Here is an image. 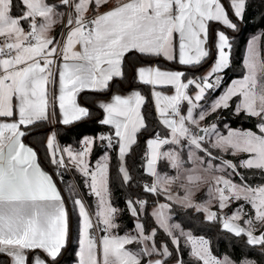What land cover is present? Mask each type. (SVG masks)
Segmentation results:
<instances>
[{"label": "snow or ice", "instance_id": "obj_1", "mask_svg": "<svg viewBox=\"0 0 264 264\" xmlns=\"http://www.w3.org/2000/svg\"><path fill=\"white\" fill-rule=\"evenodd\" d=\"M108 3L0 0V257H7V264H60L69 239V205L52 175L41 167L37 152L23 143L29 134L25 129L49 123L57 105L63 125L87 120L90 109L77 102V95L85 90L106 92L114 79L123 80L125 57L136 52L154 58L147 66H133L132 78L151 87L157 125L165 134L154 130L145 141L144 174L151 182L142 179L139 187L157 199L150 211L140 195L125 200L133 218L131 230L123 235L116 231L121 210L113 205L108 186L109 155L106 152L94 168L89 157L98 142L109 149L115 144L117 171L124 184L131 185L125 158L138 135L148 129L142 111L147 97L132 89L98 102L104 113L98 123L112 131L84 136L78 148L61 147L51 129L45 141L48 162L57 169L54 174L63 182L59 170L69 171L71 166L85 178L87 195L95 198L90 211L76 186H68L70 206L78 218V264H185L182 238L197 264H256L248 256L234 260L213 255L208 239L194 237L171 215L173 204L204 213L206 221L246 237V245L264 255V185L249 184L241 171L264 172V58L256 47L259 37L248 43L243 77L205 99L221 87L220 74L230 67L232 42L226 30L235 31L243 22L248 0H227V6L223 0H116L101 12ZM213 23L226 30L212 28ZM57 26L60 31L53 36ZM77 45L82 50H76ZM210 56V69L199 76L162 69L156 63L163 58L196 68ZM56 75L59 93L50 99L48 88ZM157 87L174 91L169 95ZM236 97L240 99L233 114L243 112L255 119L256 131L224 124L225 134L219 117L205 123L233 107ZM161 161L172 174L158 170ZM201 190L204 196L197 200ZM232 204L236 208L225 213ZM245 204L251 212L245 211ZM145 215L155 227L146 228ZM93 231L105 233L101 244ZM160 232L166 240H157ZM131 244L139 248L133 251L127 247Z\"/></svg>", "mask_w": 264, "mask_h": 264}, {"label": "trees", "instance_id": "obj_2", "mask_svg": "<svg viewBox=\"0 0 264 264\" xmlns=\"http://www.w3.org/2000/svg\"><path fill=\"white\" fill-rule=\"evenodd\" d=\"M223 1L227 6V0ZM215 27L216 24H214V27L212 26V28ZM227 31H230V29H227ZM260 31V49L262 58H264V0H248L247 10L243 22L238 23L236 34L229 33V37L232 42L230 67L221 73L223 78L221 87L215 92H208V95L218 94L233 78L244 75V53L248 39L251 34ZM211 44L212 40H209V45L211 46ZM153 59L154 58L152 57L140 56L136 52L128 54L124 61L125 77L123 80L114 79L109 84V88L106 92H96L92 90L80 92V101L83 102L91 112V116L87 120H81L69 125H63L56 121L57 137L59 141L64 145L78 146L80 140L84 136H95L98 133H108L112 131L111 126H102L98 123V120L103 118V111L97 106L98 104L96 103V99L109 95L114 89L127 90L130 88L139 89V91L147 97V101L142 110L148 124V129L138 135V142L132 147L131 152L125 158L127 169L132 176V183L130 186L124 184L120 173L117 171V146L113 144V146L109 149V186L111 190V199L113 205L121 210V214L118 217V223L121 227L117 230L118 233H123L126 230H131L133 228V218L129 215V212L125 208V200L129 196V191H133L134 186L137 184L139 185L141 180L146 177L144 174L146 163L145 141L154 130L161 131L162 135L165 134L164 131L157 125V114L154 107L153 96L151 95V87L140 84L132 78L133 66H137L138 64L144 62L152 63ZM212 62L213 60L210 56L201 64L204 65L202 66V70ZM161 63L167 66H177L182 68L189 77L192 75L191 72L196 69L188 66L177 65L176 62L161 60ZM201 65L198 67H201ZM237 101L238 98H234L231 102L233 107L214 114L209 117V120L206 121V123L211 120H216L217 117H219L220 124L227 123L231 127L248 128L256 131L253 127L256 123L255 119L245 115L243 112H241L240 115L233 114V108ZM50 129L53 130L51 120L49 123H38L28 129H25V131L29 133L25 137L27 138V141L37 149L40 163L55 177L59 186L63 190L66 204L69 205V239L66 248L62 250L61 256L58 259H60L66 252L63 259L59 260L60 264H73V262L77 260L76 250L78 247V218L76 217L75 211L70 206L71 203L66 197L63 184L58 180L57 175L54 174L55 172L52 165L48 162L45 141ZM106 149L108 148L104 142H98L97 145L93 147L90 154V164H93L99 156L106 151ZM241 171L244 174V179H246L248 183L252 185L264 183V172L255 169L249 171L241 169ZM73 174L76 183L82 191L85 201L92 209L94 206V198L87 195V186L83 183L84 177L76 171H73ZM146 178L150 180V177ZM63 179H69V175L66 172L63 173ZM172 213L174 220L181 224L183 228L191 230L195 235L208 237L211 242V251L215 256H222L226 254L234 260H237L242 256H248L249 258L255 260L256 264H264V255L260 253L258 248H249L245 243L246 237H236L227 231H222L220 223L206 221L203 213L186 211L180 207H178V209H174L172 207ZM169 248H172L171 244H169ZM180 252L183 255L185 264H196L195 260L188 254V248L183 242H181ZM0 260L5 261V264H7V257H0Z\"/></svg>", "mask_w": 264, "mask_h": 264}, {"label": "rangeland", "instance_id": "obj_3", "mask_svg": "<svg viewBox=\"0 0 264 264\" xmlns=\"http://www.w3.org/2000/svg\"><path fill=\"white\" fill-rule=\"evenodd\" d=\"M224 2V1H223ZM214 24L215 23H213V27H214ZM216 28H219L220 30H226V29H224L223 27H221L219 24L218 25H216ZM236 31H237V29L235 30V31H233V30H231L230 29V31H227L226 30V32H227V34L230 36V34H236ZM230 33V34H229ZM260 36H261V31L260 32H256V33H253V34H251V36L249 37V39H248V42H247V45H246V49H245V53H244V59L246 58V56H247V46H248V43H249V41H251L252 39H253V37H259V39H257V41H256V47H257V50L261 53V49H260ZM209 40L211 41L212 40V37L210 36L209 37ZM215 55V50L213 49V56ZM212 57V56H211ZM211 64L212 63H210L207 67H205L203 70H202V66H204V65H201V67H196V69L195 70H193V72H191V74L192 75H197V76H199V75H202L203 73H205V72H207L209 69H210V66H211ZM245 74V73H244ZM191 75V76H192ZM221 76H222V74H220ZM243 76H241V77H236V78H233L232 80H237V79H241ZM231 80V81H232ZM231 81L224 87V88H226L230 83H231ZM224 88L218 93V94H212V95H208V93H207V96H206V100H210V99H212V98H214V97H216V96H218L223 90H224ZM170 94H173V92L172 93H169V95ZM238 98V100L240 99L239 97H237ZM201 103H204V101H201ZM212 121V120H211ZM206 123V122H205ZM224 124H227V123H222V124H220V128H221V131L222 132H225V134H226V130L224 129ZM228 125V124H227ZM52 126H53V124H52ZM231 127V126H230ZM231 128H233V129H240V130H247L248 128H241V127H231ZM56 129H57V125H56ZM57 131V130H56ZM253 131H255V130H253ZM72 147H74V148H78L79 147V144H78V146H72ZM147 148V147H146ZM107 152V154L109 155V148L108 149H106V151L103 153V154H101L100 156H99V158H98V160L105 154ZM146 152H147V149H146ZM241 155V157H243L244 156V154H240ZM227 159H233V157H231V156H227L226 157ZM89 162H90V157H89ZM146 162H147V160H146ZM145 166H146V163H145ZM52 167H53V170H54V172H56L57 171V169H56V167L54 166V165H52ZM90 167H91V164H90ZM69 168H70V170L69 171H64L63 169H60L59 170V172H60V175L63 177V173H67L68 175H69V179H63V182L58 178V180L63 184V186H64V189H65V194H66V197H67V199L69 200V202L71 203V200H70V194L68 193V186H69V184H72V185H75L76 186V188H77V190L79 191V193H80V195L82 196V197H84L83 196V194H82V191L80 190V188H79V186H78V184L76 183V180H75V178H74V174H73V171H76L74 168H72L71 166H69ZM158 170L159 171H161V172H165V171H168L169 172V174H172L171 172H170V170L168 169V166H167V164L164 162V161H161L160 162V165H159V168H158ZM77 172V171H76ZM56 175V174H55ZM243 176H244V174H243ZM85 179V178H84ZM237 179V181L239 180V178H236ZM108 180H109V177H108ZM144 180H148L149 182H151V178H150V180L149 179H147L146 177L144 178ZM140 184V183H139ZM250 184V183H249ZM252 185V184H251ZM259 185V184H258ZM262 185H264V183H262ZM109 186V185H108ZM109 188H110V186H109ZM134 194L135 195H140L142 198H144V199H146L147 201H148V203H149V211L151 210V207L153 206V204H154V202H155V200L157 199L156 197H153V196H150V195H147V194H145V193H143V191H142V189L139 187V185L137 184V185H135L134 186V189H133V191L131 190V191H129V196H128V198L130 197V196H134ZM203 196H204V191L203 190H201L200 192H197L196 193V199L197 200H200V199H202L203 198ZM94 198V197H93ZM159 201L160 202H165V200H164V197H159ZM240 203H244L243 201H241ZM94 205H95V198H94ZM176 206V207H175ZM236 204H232L231 205V207H229V208H227V209H225L224 211H225V213H231L232 211H233V209H235L236 208ZM94 207V206H93ZM172 207L174 208V209H178V206L177 205H175V204H173L172 205ZM91 209V208H90ZM93 209V208H92ZM91 209V210H92ZM90 210V211H91ZM213 211H215L216 209L215 208H213L212 209ZM245 211L246 212H251L252 210H251V208H250V206H248V205H246L245 204ZM204 214V213H203ZM171 215L173 216V213H172V211H171ZM204 216H205V214H204ZM145 219H146V228L147 227H149V226H151V227H155V224H153L152 223V218L151 217H148V216H146L145 215V217H144ZM174 223H178L177 221H173ZM186 231H188L189 229H187V228H184ZM117 231V230H116ZM191 231V230H190ZM191 233H192V231H191ZM120 235H123L124 234V232L123 233H119ZM92 235L94 236V237H96L97 238V244L99 245V244H101V240H100V237H102L103 235H105V233H100V232H97V231H93L92 232ZM192 235L194 236V237H201V236H203V235H195V234H193L192 233ZM159 237L157 238L158 240H160V239H167V237L164 235V233L163 232H160L159 233V235H158ZM203 237H205L206 239H208L209 241H210V239L208 238V237H206V236H203ZM181 242H183L184 243V240H183V238H182V240H181ZM185 244V243H184ZM186 246H187V248H188V252H189V249H190V246L189 245H187V244H185ZM129 249H131V250H133V251H135V250H137L138 248H139V245H136V244H131V245H128L127 246ZM171 249V248H170ZM78 250H79V247H78ZM78 250H76V253L78 252ZM67 251V250H66ZM66 253V252H65ZM65 253L62 255V257L59 259V260H61V259H63V257L65 256ZM213 254V253H212ZM214 255V254H213ZM218 257H223V255L222 256H218ZM196 262V261H195ZM76 264H78V261H77V263ZM170 264H175V262L174 261H170ZM196 264H197V262H196Z\"/></svg>", "mask_w": 264, "mask_h": 264}, {"label": "crops", "instance_id": "obj_4", "mask_svg": "<svg viewBox=\"0 0 264 264\" xmlns=\"http://www.w3.org/2000/svg\"><path fill=\"white\" fill-rule=\"evenodd\" d=\"M115 3H116V0H109V3H108L105 7L101 8L100 11L103 12V11L107 10L108 7L113 6ZM224 3H225V2H224ZM216 25H218V24H216ZM215 28H216V27H215ZM59 31H60V26H57L56 29L52 32V35L55 36L56 33L59 32ZM76 50H82V46H81V45H77V46H76ZM161 60L165 61L163 58H161V59L157 60L156 63H157L158 66L161 67L162 69H170V70H180V71H185L184 69L179 68V67H177V66H167V65H164V64L161 63ZM149 64H150V63H148V62H144V63H140V64H138L136 67H139V66H147V65H149ZM176 64H177V65H180L178 62H176ZM54 69H55V68H54ZM54 72H55V70H54ZM132 89L139 90V89H137V88H130V89H127V90L114 89L109 95H107V96H102V97H99L98 99H96V103L98 104V102H100V101H104V100H108V99H110V97H111V95H112L113 93H119V94H122V95H127V94H129V92H130ZM155 90H156V91L163 92V93H165V94H169V93H172V92L174 91V89H173L172 87H157ZM48 91H49V94H50V99H51V96H52V95H58V93H59V77H58V75H56V77H55V83L49 85ZM151 91H152V89H151ZM79 94H80V93H79ZM79 94L77 95V102H78L79 104H81L82 106H86L83 102L80 101V99H79ZM142 94H143V93H142ZM153 102L155 103V98H154V97H153ZM86 107H87V106H86ZM142 111H143V110H142ZM155 111H156V110H155ZM50 112H51V108H50ZM156 114H157V112H156ZM103 116H104V113H103ZM60 120H61V112H60V110H59V108H58V105H57V107H56V109H55V113L51 116V121H52V124H53V123L56 124V121L60 122ZM61 124H62V123H61ZM53 130H54V129H53ZM48 135H49V133H48ZM48 135H47V137H48ZM56 136H57V132H56ZM57 142H58V144H59L61 147L67 146V145L62 144V143L59 141L58 137H57ZM23 143H24L26 146H30V147H32V148L37 152V149H36L32 144H30V143L27 141V138H26V137H23ZM146 149H147V148H146ZM145 153H146V152H145ZM37 155H38V152H37ZM38 157H39V155H38ZM97 161H98V159H97L93 164H91V167H92V168L95 167ZM39 162H40V160H39ZM40 165H41V167L43 168V170H44L45 172H48L49 174L52 175V173H51L48 169L44 168V167L42 166L41 163H40ZM52 178H53V181L56 183V187L60 190L61 194L64 196L63 190L61 189V187L59 186L57 180L55 179V177H54L53 175H52ZM108 185H109V180H108ZM259 185H262V184H259ZM110 191H111V190H110ZM64 197H65V196H64ZM65 203H66V199H65ZM86 203H87V202H86ZM89 208H90V207H89ZM90 210H91V209H90ZM78 247H79V246H78ZM78 247H77V250H78ZM217 257H218V256H217ZM77 261H78V257H77V260L73 262V264H76Z\"/></svg>", "mask_w": 264, "mask_h": 264}, {"label": "built area", "instance_id": "obj_5", "mask_svg": "<svg viewBox=\"0 0 264 264\" xmlns=\"http://www.w3.org/2000/svg\"><path fill=\"white\" fill-rule=\"evenodd\" d=\"M54 70H55V69H54ZM53 129H54L55 132H57V131H56L57 129H56V124H55V123H53Z\"/></svg>", "mask_w": 264, "mask_h": 264}]
</instances>
